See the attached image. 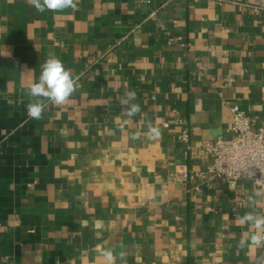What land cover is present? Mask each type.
Here are the masks:
<instances>
[{
  "label": "crops",
  "instance_id": "1",
  "mask_svg": "<svg viewBox=\"0 0 264 264\" xmlns=\"http://www.w3.org/2000/svg\"><path fill=\"white\" fill-rule=\"evenodd\" d=\"M49 52L78 88L34 120L26 92ZM234 105L264 129V0H78L43 14L0 0V264H106V248L114 264L121 251L127 264H264L263 247L237 248L264 194L201 176L202 146L232 136ZM149 123L158 139L131 140Z\"/></svg>",
  "mask_w": 264,
  "mask_h": 264
},
{
  "label": "clouds",
  "instance_id": "2",
  "mask_svg": "<svg viewBox=\"0 0 264 264\" xmlns=\"http://www.w3.org/2000/svg\"><path fill=\"white\" fill-rule=\"evenodd\" d=\"M31 7H34L39 13L64 12L65 10H76L78 0H27ZM78 78L74 77L70 70L64 67L63 61L57 57L54 52H49L45 61L40 65V75L38 81L29 84L26 94L31 97L26 105L27 114L34 120L42 119L46 108L44 101H49L54 105H65L69 98L77 91ZM134 90L127 91L123 98H120V104L124 106V113L129 120L141 112L140 105L129 103L136 100ZM145 135L150 140L158 139L161 135V129L151 123L148 125L147 133L136 131L131 134V140L136 141ZM257 201L249 197V206L255 208ZM241 224L247 223L252 231L241 236L237 244L238 249L245 247L264 246V215L255 211L246 212L240 218ZM100 255L104 258L106 264H114L117 254L112 249H102ZM121 264H127V254L124 251L118 253Z\"/></svg>",
  "mask_w": 264,
  "mask_h": 264
},
{
  "label": "built area",
  "instance_id": "3",
  "mask_svg": "<svg viewBox=\"0 0 264 264\" xmlns=\"http://www.w3.org/2000/svg\"><path fill=\"white\" fill-rule=\"evenodd\" d=\"M230 111L232 136H219L203 144L201 151L212 158V164L201 176L225 182H251L264 194V129L257 128L239 106H231ZM183 139L188 140V132L183 133Z\"/></svg>",
  "mask_w": 264,
  "mask_h": 264
}]
</instances>
